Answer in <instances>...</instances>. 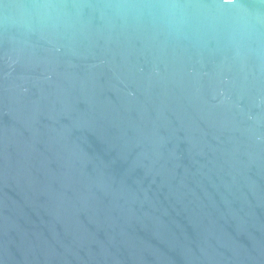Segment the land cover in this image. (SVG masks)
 Instances as JSON below:
<instances>
[{
  "label": "water",
  "instance_id": "95a60500",
  "mask_svg": "<svg viewBox=\"0 0 264 264\" xmlns=\"http://www.w3.org/2000/svg\"><path fill=\"white\" fill-rule=\"evenodd\" d=\"M0 264H264V0H0Z\"/></svg>",
  "mask_w": 264,
  "mask_h": 264
}]
</instances>
